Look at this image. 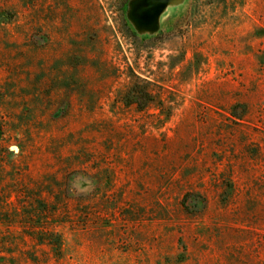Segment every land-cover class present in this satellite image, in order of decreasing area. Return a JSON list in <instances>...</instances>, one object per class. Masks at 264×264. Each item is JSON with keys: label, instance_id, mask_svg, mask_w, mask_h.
Segmentation results:
<instances>
[{"label": "rangeland", "instance_id": "rangeland-1", "mask_svg": "<svg viewBox=\"0 0 264 264\" xmlns=\"http://www.w3.org/2000/svg\"><path fill=\"white\" fill-rule=\"evenodd\" d=\"M0 264H264V0H0Z\"/></svg>", "mask_w": 264, "mask_h": 264}, {"label": "trees", "instance_id": "trees-1", "mask_svg": "<svg viewBox=\"0 0 264 264\" xmlns=\"http://www.w3.org/2000/svg\"><path fill=\"white\" fill-rule=\"evenodd\" d=\"M130 105H134L137 111H142L145 107V102H149L150 100L147 99L149 94L145 91H142L139 87L134 86L127 95ZM143 101V103L139 104L137 101ZM145 101V102H144Z\"/></svg>", "mask_w": 264, "mask_h": 264}]
</instances>
